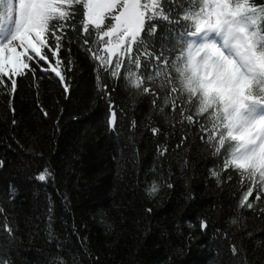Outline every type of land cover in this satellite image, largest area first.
Masks as SVG:
<instances>
[{"label":"trees","instance_id":"obj_1","mask_svg":"<svg viewBox=\"0 0 264 264\" xmlns=\"http://www.w3.org/2000/svg\"><path fill=\"white\" fill-rule=\"evenodd\" d=\"M160 3L171 22L153 19L155 33L148 35L146 24L142 34L154 56L176 47V18L185 11L183 4ZM70 12L60 54L68 92L34 62L35 76L17 77L15 94L0 86V262L264 264V197L255 201L254 191L253 208H239L245 188L238 173L229 169L232 180L218 185L210 170L222 161L196 125L181 123L182 101L175 98L184 94L168 93L164 103L161 78L148 81L170 53L164 51L161 62L140 55L138 74L155 96L144 93L129 85L124 68L112 77L99 67L85 50L97 45L83 33L82 6ZM109 100L117 111L115 132ZM46 167L54 179L36 180ZM153 182L159 191L150 196Z\"/></svg>","mask_w":264,"mask_h":264},{"label":"snow or ice","instance_id":"obj_2","mask_svg":"<svg viewBox=\"0 0 264 264\" xmlns=\"http://www.w3.org/2000/svg\"><path fill=\"white\" fill-rule=\"evenodd\" d=\"M169 3L183 4L185 8L182 18H176L181 24L176 47L161 50V56L164 51L170 55L163 57L162 66L148 76V81L161 78L159 87L164 93V103L168 102V93L184 94L175 98L182 101L181 123L196 125L204 133L202 142L222 161L219 170H210V176L220 185L232 180L229 169L238 173L237 183L245 188L238 206L252 209L254 202L250 197L254 191L255 201L264 197V57H257L250 46L241 43L264 33V0H169ZM76 5L82 6L83 33L94 37L97 45L95 49H85L90 57L100 68L110 71L112 77H119L124 68L131 87L155 96L153 88L144 86L145 79L138 71L141 54L161 62V56H154L147 49L142 35L146 24L148 35L155 33L153 19L171 22L160 0H0V86L15 94L17 77L35 76L34 62L41 71L54 73L68 92L70 84L61 71L64 61L60 54L65 40L69 39L65 29L70 26L67 23L70 9ZM83 43L88 45L89 39L85 38ZM193 44L196 58L189 56L185 62L184 46L191 50ZM134 50L136 57L132 56ZM66 52L70 53V48ZM49 56L55 59L49 60ZM71 64L68 58L69 70ZM133 67L136 71H132ZM175 99L173 112L177 107ZM109 104V130L115 132L117 111L111 108V100ZM159 111L164 112V107ZM44 115L48 113L45 111ZM131 127L135 128V121ZM152 132L157 134L160 129L152 128ZM35 179L46 182L54 176L46 167ZM158 191V185L153 182L149 195ZM231 223L237 221L233 219ZM207 226L206 222L201 223L202 228ZM5 230L13 231L6 222ZM231 250L234 254L237 251L235 246Z\"/></svg>","mask_w":264,"mask_h":264},{"label":"clouds","instance_id":"obj_3","mask_svg":"<svg viewBox=\"0 0 264 264\" xmlns=\"http://www.w3.org/2000/svg\"><path fill=\"white\" fill-rule=\"evenodd\" d=\"M241 46H250L251 51L257 57H264V33H261L258 36L249 37L248 41L241 43ZM195 47L196 45L193 44L190 50V47L188 45L184 46L182 55L185 62L189 59V56L196 58ZM179 68L180 70H182L183 64H180Z\"/></svg>","mask_w":264,"mask_h":264}]
</instances>
